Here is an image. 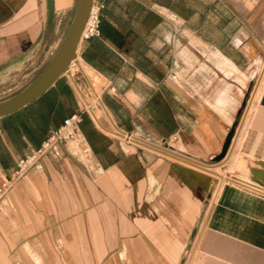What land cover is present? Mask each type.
<instances>
[{"label":"crops","instance_id":"0c3cea01","mask_svg":"<svg viewBox=\"0 0 264 264\" xmlns=\"http://www.w3.org/2000/svg\"><path fill=\"white\" fill-rule=\"evenodd\" d=\"M217 1L226 16L221 29L237 25L230 44L256 61L264 51V0H105L101 37L82 44L78 56L105 80L104 106L115 127L220 167L226 180L203 232L204 207L219 179L108 138L85 114L80 135L90 154L62 145L60 157L47 156L43 170L30 171L0 196V264H264V197L249 189H264V77L243 131L218 160L232 122L179 85L163 52L167 16L178 31L191 16L211 13V31ZM74 4L55 0V28L43 49L46 0H0V100L47 65ZM185 29L199 31L192 24ZM80 112L75 84L64 75L37 100L1 117L0 185L18 160Z\"/></svg>","mask_w":264,"mask_h":264},{"label":"rangeland","instance_id":"374dc122","mask_svg":"<svg viewBox=\"0 0 264 264\" xmlns=\"http://www.w3.org/2000/svg\"><path fill=\"white\" fill-rule=\"evenodd\" d=\"M204 2L206 4L207 0H204ZM200 10L201 12L206 11V9H204L203 7H201ZM191 17L192 20L184 24L182 28L179 27L178 31H176L177 20L173 16H167L168 43L167 47L163 49V52L165 50L167 55L168 71L169 73L174 72V75L178 77L180 86L193 89L202 102L213 106L224 116H226L229 121L232 122L231 129L235 128L236 135L237 129H239L241 126L242 128H244V124L248 120L247 118L250 117L256 107V99L263 80L260 79L264 71V51L262 52V49H259L257 55L260 54V58L254 61V59L250 60L245 57V51L243 48L233 47L230 44L228 38L231 39L230 35H233L235 33L233 29L237 25H234L233 27L232 24V26H230L227 31L221 29V27H223V21L226 16L223 12L222 5H220L218 1L216 3L215 12V29L211 31L208 30L209 21L210 26H213V24L211 23V20H213V16L211 15V13L208 15L205 12L203 15H194ZM191 24L193 26L199 27V31L191 32L185 29L187 25L191 26ZM198 40H201L206 44L200 45L198 44ZM219 56L221 58H224L226 62L221 61ZM228 62L230 64H228ZM81 63L84 65L87 74L90 77V80L94 83L95 88L99 91L105 103V80L102 79V77H100V75L97 74L94 70H92V68L85 65L82 61ZM232 64L235 66V68ZM76 71H79L76 73V77L79 78L78 83L85 92V95L90 97L91 101L94 102L95 105L99 106V103L96 102V98L91 95V90L87 79L84 77L83 73L79 70L78 67H76ZM260 83L261 85L259 86ZM75 89L77 92L78 100L81 104H83L82 98L76 87ZM96 113L100 116L102 124L103 126L105 125L104 127L106 129L108 128V130L115 131L113 124L111 123L107 115H105L106 113L100 106L97 107ZM247 114H249L248 117H246ZM239 125L241 126L238 127ZM117 128L121 129L118 126ZM98 130H100L108 138H112L113 140L121 142L127 146L148 149L168 156L149 147L142 146L133 140L131 142L126 140V138L123 139L121 137L115 136L114 134L102 130L101 128H98ZM242 131L243 129L241 130V132ZM134 137L139 138L138 136ZM168 157L172 158L170 156ZM185 165L188 166L186 163ZM213 171L219 173L218 176L210 175L219 179L220 184L216 189L217 191L218 188L221 187L222 183L225 182L226 177H224V175L220 171L219 166H215V168H213ZM216 191L209 203L208 208H206L207 213L205 212V214L207 216L205 214L203 216L201 232H203L207 224L206 221H208V216L210 215L214 205V201L216 200L215 198L218 193V191Z\"/></svg>","mask_w":264,"mask_h":264},{"label":"water","instance_id":"95a60500","mask_svg":"<svg viewBox=\"0 0 264 264\" xmlns=\"http://www.w3.org/2000/svg\"><path fill=\"white\" fill-rule=\"evenodd\" d=\"M47 2V24L43 38V49L52 36L55 22V0ZM94 0H75L70 21L64 31L62 39L43 70L24 88L0 100V118L11 115L31 104L46 93L61 77L68 75L72 62H77L81 35L86 25L89 12ZM235 137V128H232L219 159H223L231 147ZM207 204L204 209L206 210Z\"/></svg>","mask_w":264,"mask_h":264},{"label":"built area","instance_id":"2783aa9c","mask_svg":"<svg viewBox=\"0 0 264 264\" xmlns=\"http://www.w3.org/2000/svg\"><path fill=\"white\" fill-rule=\"evenodd\" d=\"M105 7V0H94L88 15L86 25L81 35V46L86 41L101 37V14ZM74 65L75 63H72L71 68H73ZM77 72L79 71H76L74 75ZM65 76L68 77L67 74ZM76 83L78 82L76 81ZM110 90L112 93L116 92V89L114 87H111ZM81 105L82 112L76 113L64 119L62 124L57 129L52 130L47 134L45 140L37 150L18 160L14 170L6 179L1 182L0 196H4L7 192H9L13 188V186L22 178H24L30 171L43 170V160L47 156L52 155L54 157H60V148L62 145H69L74 149L80 150L85 155L91 153L90 146L80 135V126L83 123L85 114H88L95 123L96 121L94 120L88 108L84 104ZM125 133L127 135L126 140L132 142L134 136L129 135L127 132ZM249 189H251V191H253L255 194L264 197V189L259 187H252Z\"/></svg>","mask_w":264,"mask_h":264},{"label":"bare ground","instance_id":"6f19581e","mask_svg":"<svg viewBox=\"0 0 264 264\" xmlns=\"http://www.w3.org/2000/svg\"><path fill=\"white\" fill-rule=\"evenodd\" d=\"M72 63H75V65H74V67L73 68H71V65H70V71H69V74H68V76L74 81V83H75V86H76V88H77V90H78V92H79V94H80V96H81V98H82V101H83V104L88 108V110L90 111V113H91V115L93 116V118H94V120L96 121V124H97V126H98V128H101L102 130H105V131H107V132H110V133H112V134H114L115 136H118V137H121V138H123V139H125L126 137H127V135H126V133L124 132V131H122L121 129H119V128H117V127H115V124H114V122H113V119H112V117H111V115H110V113L105 109V103H104V101H103V99H102V97H101V94L99 93V91L95 88V86H94V83L90 80V77L88 76V74H87V71H86V69H85V67H84V65L81 63V61H80V59H79V57H78V60H77V62H72ZM76 67H78L79 68V70L83 73V75H84V77L87 79V81H88V83H89V86H90V90H91V95L92 96H94V98H96V102H98L99 103V106L104 110V112L106 113L105 115H107V117L109 118V120L111 121V123L113 124V126H114V128H115V131H111V130H108V128L106 129L104 126H103V124H102V121H101V119H100V116L96 113V111H97V107H99L98 105H95V103L94 102H92L91 101V98L90 97H88L87 95H85V92L83 91V89L81 88V86L78 84V83H76V81H75V77H74V73H75V71H76ZM264 68V67H263ZM262 68V69H263ZM262 74V73H261ZM264 75V71H263V74H262V77H261V79L260 80H262L263 79V76ZM260 82V81H259ZM261 85V83L259 84V86ZM251 105H252V103H251ZM102 111V110H101ZM99 113V112H98ZM101 113V112H100ZM248 113H249V111H248ZM245 114V113H244ZM248 115L249 114H247V116L246 117H248ZM244 117V116H243ZM248 119V118H247ZM246 120V119H245ZM242 122V121H241ZM240 122V123H241ZM245 122V121H244ZM246 123V122H245ZM242 125V124H241ZM241 125H239L238 127H240ZM245 125V124H244ZM243 128H242V126L239 128V129H237V133H236V135H235V138L236 137H239L240 136V134H241V130H242ZM133 141H135L136 143H138V144H140V145H142V146H146V147H149V148H151V149H154V150H156V151H159V152H161V153H163V154H166V155H168V156H170V157H172V158H175L176 160H179V162H183L184 163V165H185V163L189 166V167H191V168H193V169H196L197 171H199V172H202V173H205V174H208V175H214V176H218L219 175V173L217 174L216 172H214L213 171V168H215V166H208V165H203V164H199V163H196V162H193V161H191V160H189V159H186V158H183V157H180V156H178L177 154H174L173 152H170V151H166V150H164L163 148H160V147H155V145H152V144H150V143H148V142H146V141H144V140H142V139H140V138H136V137H134L133 139H132ZM232 153V152H231ZM182 163V164H183ZM221 176V175H220ZM224 178V177H223ZM220 184V183H219ZM219 187V186H218ZM218 190H219V188H218ZM217 190V191H218ZM216 191V192H217ZM214 195V194H213ZM215 198V197H214ZM216 199V198H215ZM215 202V201H214ZM211 206V205H210ZM209 212V211H208ZM207 213V212H206ZM206 215V214H205ZM207 216V215H206ZM209 217V216H208ZM206 220V219H205ZM207 222V221H206ZM205 222V223H206ZM203 227V226H202Z\"/></svg>","mask_w":264,"mask_h":264}]
</instances>
